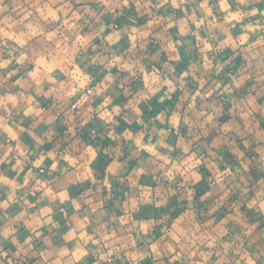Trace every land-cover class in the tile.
<instances>
[{"label": "clouds", "instance_id": "clouds-1", "mask_svg": "<svg viewBox=\"0 0 264 264\" xmlns=\"http://www.w3.org/2000/svg\"><path fill=\"white\" fill-rule=\"evenodd\" d=\"M0 264H264V0H0Z\"/></svg>", "mask_w": 264, "mask_h": 264}]
</instances>
